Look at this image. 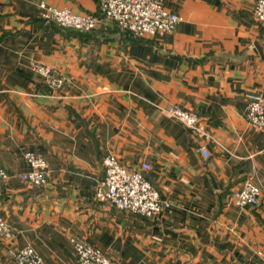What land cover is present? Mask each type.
<instances>
[{
  "label": "crops",
  "instance_id": "obj_1",
  "mask_svg": "<svg viewBox=\"0 0 264 264\" xmlns=\"http://www.w3.org/2000/svg\"><path fill=\"white\" fill-rule=\"evenodd\" d=\"M255 0H162L175 29L134 36L100 19L81 37L42 16L40 3L100 17L96 0H0V217L8 250L30 245L44 264H74L70 239L119 264H264V132L244 117L247 92L264 98V25ZM63 78L46 84L32 68ZM181 105L193 132L167 114ZM209 152L204 157L198 146ZM47 162L45 183L16 177L24 152ZM114 154L169 202L151 217L94 198L102 157ZM250 179L258 206L225 205Z\"/></svg>",
  "mask_w": 264,
  "mask_h": 264
},
{
  "label": "built area",
  "instance_id": "obj_2",
  "mask_svg": "<svg viewBox=\"0 0 264 264\" xmlns=\"http://www.w3.org/2000/svg\"><path fill=\"white\" fill-rule=\"evenodd\" d=\"M100 16L86 12H73L68 8H60L40 3L42 16L60 26L70 27L79 31L95 28L100 19L114 21L121 30L134 36H155L173 31L180 17L164 7L162 0H96ZM254 19L264 25V0H255L252 8ZM33 70L43 77L46 84L59 88L63 78L55 74L45 64L34 63ZM246 104L244 117L253 129L264 132V98L258 92L245 94ZM167 114L193 132H199L198 117L193 111L181 105H170ZM198 151L206 158L210 154L203 145ZM24 160L29 165L27 171L19 172L16 177L33 185L46 182L48 166L44 157L34 151L24 152ZM104 176L98 182L94 198L122 210L151 217L159 214L169 205L160 197L156 188L147 178L151 166L141 161L134 168L122 165L118 158L108 153L102 157ZM11 176L4 168H0V178ZM261 201V190L257 184L247 179L239 189L231 192L225 200L226 206H258ZM11 228L0 217V239H8ZM75 252L74 264H119L99 248L89 245L79 239L71 238ZM8 255L13 264H44L42 257L30 245L21 248H10Z\"/></svg>",
  "mask_w": 264,
  "mask_h": 264
},
{
  "label": "trees",
  "instance_id": "obj_3",
  "mask_svg": "<svg viewBox=\"0 0 264 264\" xmlns=\"http://www.w3.org/2000/svg\"><path fill=\"white\" fill-rule=\"evenodd\" d=\"M101 17V16H100ZM104 20H106V19H104ZM48 21V20H47ZM107 21H110V22H113L114 24H116L114 21H112V20H107ZM50 23H52V24H54V25H56V27H58V28H64V29H69V30H71L73 33H75L76 35H78L79 37H81V36H83V35H85V34H87V33H90L91 31H93V30H95V28L97 27H95V28H93V29H91V30H88V31H79V30H77V29H74V28H70V27H63V26H60L59 24H57V23H55V22H53V21H49ZM116 26H118L117 24H116ZM119 27V26H118Z\"/></svg>",
  "mask_w": 264,
  "mask_h": 264
},
{
  "label": "rangeland",
  "instance_id": "obj_4",
  "mask_svg": "<svg viewBox=\"0 0 264 264\" xmlns=\"http://www.w3.org/2000/svg\"><path fill=\"white\" fill-rule=\"evenodd\" d=\"M108 204V203H107ZM113 207V206H112ZM115 208V207H114ZM117 209V208H116ZM119 210H122V209H119ZM127 211V210H126Z\"/></svg>",
  "mask_w": 264,
  "mask_h": 264
}]
</instances>
